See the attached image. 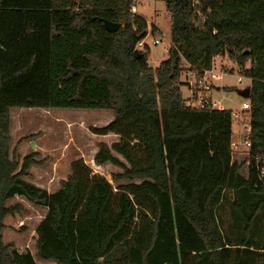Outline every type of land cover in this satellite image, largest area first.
<instances>
[{
  "label": "trees",
  "instance_id": "trees-1",
  "mask_svg": "<svg viewBox=\"0 0 264 264\" xmlns=\"http://www.w3.org/2000/svg\"><path fill=\"white\" fill-rule=\"evenodd\" d=\"M163 1L171 45L153 67L135 47L147 27L137 0H0V264H264V0ZM224 53L250 79L240 161L231 110L190 107L180 88ZM12 108L111 111L96 132L118 140L93 161L119 171L77 159L55 191L29 181L45 160L11 148ZM17 197L47 209L35 255L4 240Z\"/></svg>",
  "mask_w": 264,
  "mask_h": 264
},
{
  "label": "rangeland",
  "instance_id": "rangeland-1",
  "mask_svg": "<svg viewBox=\"0 0 264 264\" xmlns=\"http://www.w3.org/2000/svg\"><path fill=\"white\" fill-rule=\"evenodd\" d=\"M135 9L136 14L142 16L147 22L146 35L140 41L148 45V63L155 67L167 57V51L164 48L168 43L171 22L165 2L163 0H137ZM153 38H160L162 42L153 44ZM248 65L249 63L245 64L246 67ZM212 69L230 73L224 76L220 82H216L219 85L236 88L233 91L224 92L223 95L227 99L224 103L226 107L238 109V104L246 99L243 98L241 90L248 86L250 79L241 77V68L229 60L226 53L213 58ZM238 77H241V83H238ZM184 78L190 79L189 72L182 73L180 79ZM181 91L184 95L187 94L184 87L181 88ZM220 94V92L216 93L217 96ZM113 118L114 114L104 109L12 108L10 132L13 141L11 148L16 146L17 152L21 156L37 149L41 152V159L46 163L43 166H33L28 180L49 191L59 188L60 180L66 179L70 175L72 164L77 159H83L96 173L110 179L109 174L119 171V168L111 164L97 166L93 158L100 142L103 141L109 145L118 140V135L114 133L100 135L96 132L98 128H103ZM236 131L237 125L232 122L233 140L237 138ZM245 154L243 150L235 151L232 158L240 161L244 159ZM117 156L123 160L121 156ZM54 159L57 160L55 166L52 163ZM241 174L246 175L245 167L241 169ZM16 203H21L23 208L15 215L6 218L4 240L14 243L20 250L29 248L35 255V229L47 209L19 197L13 198L8 204L15 205ZM222 215L227 216V210L222 212ZM38 262L39 264H58L54 261Z\"/></svg>",
  "mask_w": 264,
  "mask_h": 264
},
{
  "label": "built area",
  "instance_id": "built-area-1",
  "mask_svg": "<svg viewBox=\"0 0 264 264\" xmlns=\"http://www.w3.org/2000/svg\"><path fill=\"white\" fill-rule=\"evenodd\" d=\"M131 11L135 12V6H131ZM162 42L160 38H153L152 43L158 44ZM137 45V46H136ZM135 45L136 49L143 47L144 43L138 41ZM171 45L170 39L164 48L165 51L169 49ZM190 79H184L186 82L180 87H184L187 90V94L184 95V103L190 107L203 108L207 105L218 110L230 109L231 120L237 125L236 140H232L231 148L232 153L235 151H245V153L251 147V141L249 138L251 123L248 110L250 108L249 101L244 99L243 102L238 104V109H232L224 105L227 100L223 95L225 92L223 87L225 85H219L216 81L223 80V77L230 74L225 71H214L212 68L205 70L202 75H197L194 71H189ZM242 77V76H241ZM241 77H238V83H241ZM248 79V78H246ZM217 92L221 94L216 95Z\"/></svg>",
  "mask_w": 264,
  "mask_h": 264
},
{
  "label": "water",
  "instance_id": "water-1",
  "mask_svg": "<svg viewBox=\"0 0 264 264\" xmlns=\"http://www.w3.org/2000/svg\"><path fill=\"white\" fill-rule=\"evenodd\" d=\"M103 26L106 30L113 32L120 27V23L109 21L108 19L103 20ZM137 52V51H136ZM135 52V53H136Z\"/></svg>",
  "mask_w": 264,
  "mask_h": 264
},
{
  "label": "crops",
  "instance_id": "crops-1",
  "mask_svg": "<svg viewBox=\"0 0 264 264\" xmlns=\"http://www.w3.org/2000/svg\"><path fill=\"white\" fill-rule=\"evenodd\" d=\"M36 151H39V150L37 149ZM39 152H40V151H39ZM96 152H97V149L95 150V153H96ZM40 153H41V152H40ZM94 155H95V154H94ZM56 161H57V160H55V159L52 160V163H54V166H55V163H57ZM45 163H46V161H45ZM45 163H44V164H45ZM44 164H42V165H37V166H43ZM56 166H57V165H56ZM54 168H55V167H54ZM31 171H32V168H31Z\"/></svg>",
  "mask_w": 264,
  "mask_h": 264
}]
</instances>
